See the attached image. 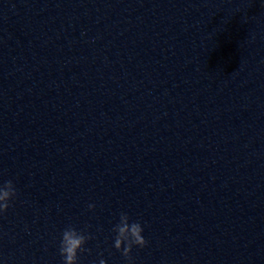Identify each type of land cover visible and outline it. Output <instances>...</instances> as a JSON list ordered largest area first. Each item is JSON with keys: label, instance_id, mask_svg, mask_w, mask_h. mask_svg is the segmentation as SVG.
I'll return each mask as SVG.
<instances>
[{"label": "clouds", "instance_id": "obj_1", "mask_svg": "<svg viewBox=\"0 0 264 264\" xmlns=\"http://www.w3.org/2000/svg\"><path fill=\"white\" fill-rule=\"evenodd\" d=\"M17 196L16 188L11 180L0 185V216L7 212L11 206V201ZM89 210L95 208L94 204L88 205ZM113 231L116 233L114 238V248L121 252V255L131 264L132 249L134 246L144 248L148 241L142 234L144 229L140 222H130L127 213H120L119 223ZM92 237L83 230L78 231L75 227L69 225L62 232L59 244V254L63 259V264H78V254L90 252L85 244ZM99 264H106L104 259L99 260Z\"/></svg>", "mask_w": 264, "mask_h": 264}]
</instances>
